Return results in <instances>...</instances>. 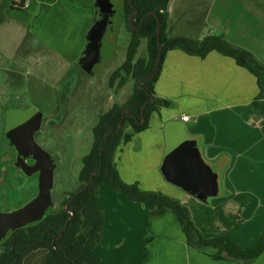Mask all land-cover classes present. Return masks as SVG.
I'll return each mask as SVG.
<instances>
[{
    "label": "crops",
    "instance_id": "1",
    "mask_svg": "<svg viewBox=\"0 0 264 264\" xmlns=\"http://www.w3.org/2000/svg\"><path fill=\"white\" fill-rule=\"evenodd\" d=\"M95 8V0H0V66L5 65L0 88L23 77L25 84L27 78L38 85L60 83L62 91L75 86L80 74H67L86 46ZM166 32L168 38L195 41L221 36L264 64V0H169ZM48 66L53 71L49 76L44 74ZM260 85L264 105V77ZM45 90L44 113L50 115L58 96L52 86ZM154 92L172 107L151 113L147 129L118 146L114 164L119 177L143 191L178 200L194 226L207 231L204 238L225 235L241 249L252 248L264 232V115L253 105L259 93L256 77L215 51L199 58L173 49L164 57ZM180 132L195 141L201 158L218 176L211 202L193 197L161 173ZM98 197L104 218L94 248L99 264H240L189 247L171 211L152 217L146 227L143 205L104 186ZM249 264H264V253Z\"/></svg>",
    "mask_w": 264,
    "mask_h": 264
},
{
    "label": "trees",
    "instance_id": "2",
    "mask_svg": "<svg viewBox=\"0 0 264 264\" xmlns=\"http://www.w3.org/2000/svg\"><path fill=\"white\" fill-rule=\"evenodd\" d=\"M168 2L169 0H131V6L128 0L123 1L125 20H128L135 9L137 13L134 25L139 26L141 20L143 23L140 30L128 26L131 39L126 58L120 68L109 77V87L112 88L113 83L117 81L116 87L121 89L131 79L134 84L131 95L122 105L114 104L98 117L92 129L91 149L81 160L82 167L78 174L80 187L77 192L70 194L62 202L57 215L46 217L31 233H26L25 229L16 231L10 240L11 246L8 244L0 256V264H22L24 259L37 249L47 250L45 264H99L100 258L94 253V248L100 241L104 225L103 205L98 197V191L102 186L123 195L131 202L143 205L146 227L152 217H159L166 211H171L177 219L187 245L205 252L206 255L223 256L240 264H249L264 253V232L250 249H241L225 235L206 239L202 232L207 231H200L194 226L189 211L178 200L157 192L143 191L137 183H124L116 170L114 155L118 146L130 141L135 133L147 129L151 113L160 108L172 107L171 101L156 97L154 92V84L169 50L177 49L199 58H204L211 51H215L232 58L238 66L256 77L259 93L253 105L264 115V105L259 102L262 94L260 79L264 77V64L259 63L249 52L229 44L221 36L211 35L199 41L183 37L168 38L166 32ZM1 14L0 23L4 19ZM158 24L161 55L153 79L147 80L153 72L158 56L156 37ZM142 39L146 41V58L135 59ZM144 105L146 106L142 113ZM124 111L127 113L122 119L121 129L117 131ZM126 128L131 129L132 133L125 135ZM91 176L92 181L89 183ZM85 184L87 185L84 187ZM237 223H240L239 217ZM31 239H34L32 243Z\"/></svg>",
    "mask_w": 264,
    "mask_h": 264
},
{
    "label": "rangeland",
    "instance_id": "3",
    "mask_svg": "<svg viewBox=\"0 0 264 264\" xmlns=\"http://www.w3.org/2000/svg\"><path fill=\"white\" fill-rule=\"evenodd\" d=\"M118 16L120 15L117 10L114 19ZM129 39V34L123 31L118 34L116 40L109 39L108 34L103 40L102 65H96L91 75H79L75 86L69 83L66 91H62L60 83L54 87L55 84H51L52 81L48 80L44 81V84L38 85L39 83L32 78H27V84H25L26 80L24 79L26 78L24 77L20 81L10 80L11 86L6 89L0 88V124L2 123L0 153L6 150L3 119L8 109L32 108L42 114V124L34 133L33 139L50 156L54 166L50 189L51 210L49 212L59 210L62 202L79 189L78 174L82 167L81 160L91 149L92 129L96 125L98 117L106 113L112 104L121 105L131 95L134 85L131 79L121 89H117V81L113 83L112 88L108 85L111 72L124 60ZM146 54V41L142 39L135 59H144ZM4 67L5 65L0 66V70H3ZM76 72L75 67L67 75L72 76ZM34 73H38V71H34ZM45 73L48 76L53 74L50 66ZM4 78V75L0 73V81ZM50 86L53 87L55 96H58V104H60V94H63L61 97L63 100L62 109L60 110V105H56L55 110L50 115H46L43 101L49 97V95H45V89H49ZM4 98L7 100L1 104V99ZM18 171L17 169L16 172ZM2 178L3 175L0 173V212L18 209L36 196L38 177L35 175L26 176L18 172L15 177L4 178V182L1 183ZM219 190L225 195L221 185ZM213 199L215 198L209 197L207 200L211 202ZM24 264H44V254L42 252L33 253L27 257Z\"/></svg>",
    "mask_w": 264,
    "mask_h": 264
},
{
    "label": "water",
    "instance_id": "4",
    "mask_svg": "<svg viewBox=\"0 0 264 264\" xmlns=\"http://www.w3.org/2000/svg\"><path fill=\"white\" fill-rule=\"evenodd\" d=\"M131 4V0H128ZM98 6L103 10L107 8L108 0H97ZM134 9V8H133ZM106 10V9H104ZM136 14V10L130 17V21ZM155 16V14H152ZM98 34L95 37L94 45L88 53L86 59H91L93 54L98 53L99 40L101 38L102 28L91 31ZM90 32V33H91ZM159 24L156 29L158 44V56L155 61L152 74L147 80H152L160 60L161 46L159 39ZM152 101V99H150ZM146 105L141 109L143 110ZM127 111L122 113L117 131L121 129L122 119ZM42 114L32 108L25 110H13L7 115V137L16 148L19 156H31L35 160L32 170H38V192L34 198L22 205L20 208L7 212H0V226H4L2 235L8 228H22L29 223L40 220L44 216V211L50 205V189L52 186V173L54 166L50 156L40 148L33 139L30 128L38 129L41 123ZM32 120V123H31ZM31 123V124H30ZM32 129V128H30ZM109 134V133H108ZM107 134V135H108ZM106 135V136H107ZM106 138V137H105ZM161 173L166 181L174 184L193 197L204 200L207 197H213L217 192V174L211 169V166L203 161L198 150L195 147V141L183 136L173 139L164 158ZM92 181V176L89 183ZM87 184L84 185V187ZM83 187V188H84Z\"/></svg>",
    "mask_w": 264,
    "mask_h": 264
},
{
    "label": "flooded vegetation",
    "instance_id": "5",
    "mask_svg": "<svg viewBox=\"0 0 264 264\" xmlns=\"http://www.w3.org/2000/svg\"><path fill=\"white\" fill-rule=\"evenodd\" d=\"M123 1L124 0H115V1L114 0H108L107 8H103V10H102L98 6L97 0H95V6H96V8H95V19H94V22L92 23L90 31L87 34L86 46H85L80 58L78 59V61L75 64L76 71L80 75H82V74L91 75L92 70L95 68L96 65H99V66L102 65V63H103V56H102L103 40L105 39V37L108 34H109V39L116 40V38L118 37V34H120V32L123 31V32L129 34V37L131 39V33L128 30V26L130 28L135 29V30L141 29V25L143 23V20H141V23L139 26L134 25V17L135 16L130 21V17L132 16L133 13L128 18L127 21L125 20L124 14H123ZM112 2H114V3H112ZM104 9H106V10H104ZM117 10L119 11L120 16H118L114 19L115 11H117ZM100 27L102 28V33H101V38H100L99 44H98V46H99L98 53L93 54L91 59L87 60L86 57L94 45L93 42L95 40V37L98 35V34H96V32L92 33L91 31H92V29L97 30ZM130 39H129L128 45L130 43ZM128 45H127V48H128ZM126 53H127V50H126ZM126 53L124 56V60H122L120 65H118L111 72L110 76L112 75V73L114 71H116L118 68H120V66L124 63L125 58H126ZM115 59H116V57H115ZM108 85H109V80H108ZM59 105L60 104H58V101H57V106H59ZM25 109L11 108V109H8L6 111V113L4 114L3 136H4V140L6 141V145H4V147H6V150L3 151L2 153H0V173H2V175H3V178L1 179V183L4 182V178L6 179L7 177H9V179H11L12 177H15V175L18 172H20L26 176L35 175L36 177H38V175H39L38 170H34V171L32 170V167L35 164V160L31 156H29V157L19 156L18 152L16 151V148L8 139L7 133H6L7 115L13 110H25ZM42 119H41L40 126L42 124ZM31 123H32V120H31ZM33 127H35V126H31L30 128H32V129L28 128L29 130H31L32 135H34V133L37 132V130H38V129L34 130ZM11 150H13L14 152ZM17 169L19 170L18 172H16ZM37 192H38V182H37ZM13 210H16V209H13ZM13 210H10V211H13ZM49 210H51V201H50V205L44 211V216L40 220L29 223L22 228H11V229L8 228L3 235L1 232H2V230H4L3 228H5V227L0 226V256L5 252L8 244L10 245V240L16 231L21 230V229H25L26 233L29 234V233H31V231L35 230L36 226L40 222H42L46 217L55 216L60 211V209L57 210L56 212H49ZM10 211H7V212H10ZM7 212H1V213H7ZM58 237H59V234H58ZM33 241H34V239H31L30 243H32ZM36 242H38V241H36ZM36 252H42L44 254V258H45L47 250L46 249H37L35 251H32L27 257H29L31 254L36 253ZM44 261H45V259H44Z\"/></svg>",
    "mask_w": 264,
    "mask_h": 264
},
{
    "label": "built area",
    "instance_id": "6",
    "mask_svg": "<svg viewBox=\"0 0 264 264\" xmlns=\"http://www.w3.org/2000/svg\"><path fill=\"white\" fill-rule=\"evenodd\" d=\"M182 121H187V117H182Z\"/></svg>",
    "mask_w": 264,
    "mask_h": 264
}]
</instances>
